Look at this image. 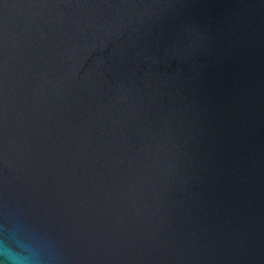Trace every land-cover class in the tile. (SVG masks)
<instances>
[{"label":"water","instance_id":"95a60500","mask_svg":"<svg viewBox=\"0 0 264 264\" xmlns=\"http://www.w3.org/2000/svg\"><path fill=\"white\" fill-rule=\"evenodd\" d=\"M264 264V0H0V264Z\"/></svg>","mask_w":264,"mask_h":264},{"label":"clouds","instance_id":"9594fccd","mask_svg":"<svg viewBox=\"0 0 264 264\" xmlns=\"http://www.w3.org/2000/svg\"><path fill=\"white\" fill-rule=\"evenodd\" d=\"M10 259V264H21V261L18 259H13V258H9Z\"/></svg>","mask_w":264,"mask_h":264}]
</instances>
